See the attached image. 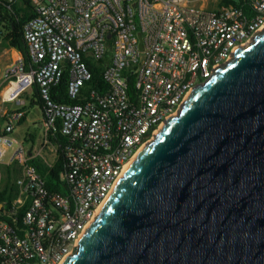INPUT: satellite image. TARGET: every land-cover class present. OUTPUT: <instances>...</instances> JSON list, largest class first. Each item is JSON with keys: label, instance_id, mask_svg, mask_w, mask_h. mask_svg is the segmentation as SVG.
Returning <instances> with one entry per match:
<instances>
[{"label": "built area", "instance_id": "obj_1", "mask_svg": "<svg viewBox=\"0 0 264 264\" xmlns=\"http://www.w3.org/2000/svg\"><path fill=\"white\" fill-rule=\"evenodd\" d=\"M248 2L245 12L191 0H0V44H8L5 17L14 6H29L31 14L23 26L29 59L19 51L3 70L2 101L16 102L37 87L46 140L58 125L71 140L63 195L50 192L24 146H14L23 113L0 131V164L8 158L21 172L11 211L26 208L21 228L0 222V264H63L75 253L139 152L194 89L264 32V0ZM85 55L104 69L106 92L83 93L93 77ZM66 73L69 98L80 103L52 97Z\"/></svg>", "mask_w": 264, "mask_h": 264}, {"label": "water", "instance_id": "obj_2", "mask_svg": "<svg viewBox=\"0 0 264 264\" xmlns=\"http://www.w3.org/2000/svg\"><path fill=\"white\" fill-rule=\"evenodd\" d=\"M63 264H264V32L142 149Z\"/></svg>", "mask_w": 264, "mask_h": 264}, {"label": "trees", "instance_id": "obj_3", "mask_svg": "<svg viewBox=\"0 0 264 264\" xmlns=\"http://www.w3.org/2000/svg\"><path fill=\"white\" fill-rule=\"evenodd\" d=\"M224 4H232L236 7L243 9L245 12L250 10L248 0H224ZM28 6V5H27ZM31 17L29 6L23 8L21 5L14 6L13 14H6V20L10 24V34L7 37L8 45L12 48L20 51L27 59H29L27 45L23 36V26L25 22ZM84 60L87 62L90 70L92 71V80L89 82L84 90V94H88L92 89H96L99 92H106L108 89L107 84L103 79V68L100 63L89 59L86 55ZM52 97L59 103H71L77 104L81 101H72L68 95V75L64 74L61 83L52 88ZM130 94V91H129ZM37 98L39 103L43 106L39 91L37 89ZM52 142L58 148V160L52 166L49 167L41 158H32L30 164L33 165L37 171L41 174L46 182V187L50 192H59L63 195L69 194V188L65 181L61 179V174L67 167V159L65 155V148L71 143V140L65 136L58 125L57 130L53 132ZM10 175V174H9ZM16 181L9 179L4 185H0V222H6L13 228H21L23 225L22 218L26 208L19 211L15 216L11 211V204L17 197Z\"/></svg>", "mask_w": 264, "mask_h": 264}, {"label": "crops", "instance_id": "obj_4", "mask_svg": "<svg viewBox=\"0 0 264 264\" xmlns=\"http://www.w3.org/2000/svg\"><path fill=\"white\" fill-rule=\"evenodd\" d=\"M194 4L215 10L224 4V0H191ZM19 51L10 47L7 42L0 44V131L6 126L10 116L22 112L23 116L15 122L12 138L26 149L30 161L41 158L52 167L58 160L57 146L46 140L44 128V109L37 98V87L21 95L16 102L5 103L1 99L2 91L7 87L3 80V70L14 60ZM10 174V175H9ZM21 176L20 169L11 164L7 158L0 164V182L4 186L9 179L16 181Z\"/></svg>", "mask_w": 264, "mask_h": 264}, {"label": "bare ground", "instance_id": "obj_5", "mask_svg": "<svg viewBox=\"0 0 264 264\" xmlns=\"http://www.w3.org/2000/svg\"><path fill=\"white\" fill-rule=\"evenodd\" d=\"M141 151H142V150H141ZM141 151H140V152H141ZM140 152H139V154H140ZM139 154H138V155H139ZM138 155H137L136 158H135V159H134V160L128 165L127 170H128L129 167L132 165V163L137 159ZM127 170H126V172H127ZM126 172H125V173H126ZM103 206H104V205H103ZM103 206H102V207H103ZM101 209H102V208H101Z\"/></svg>", "mask_w": 264, "mask_h": 264}, {"label": "rangeland", "instance_id": "obj_6", "mask_svg": "<svg viewBox=\"0 0 264 264\" xmlns=\"http://www.w3.org/2000/svg\"><path fill=\"white\" fill-rule=\"evenodd\" d=\"M3 184V181L0 182V185Z\"/></svg>", "mask_w": 264, "mask_h": 264}]
</instances>
